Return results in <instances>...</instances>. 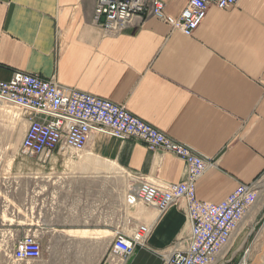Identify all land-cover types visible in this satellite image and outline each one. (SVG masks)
Returning a JSON list of instances; mask_svg holds the SVG:
<instances>
[{
    "label": "crops",
    "instance_id": "obj_1",
    "mask_svg": "<svg viewBox=\"0 0 264 264\" xmlns=\"http://www.w3.org/2000/svg\"><path fill=\"white\" fill-rule=\"evenodd\" d=\"M161 1L171 21L189 2ZM94 5L0 0V80L31 73L123 105L213 162L196 183L202 201L218 203L239 183L259 181L257 201L211 263L249 264L264 248V0L211 7L191 36L156 18L111 33L93 22ZM21 162V170H0V243L11 249L33 233L41 257L17 262L0 248V264H161L187 249L184 201L160 214L128 198L143 181L184 179L171 152L93 132L81 152L25 153ZM139 225L151 229L147 244L113 255L116 237Z\"/></svg>",
    "mask_w": 264,
    "mask_h": 264
},
{
    "label": "built area",
    "instance_id": "obj_2",
    "mask_svg": "<svg viewBox=\"0 0 264 264\" xmlns=\"http://www.w3.org/2000/svg\"><path fill=\"white\" fill-rule=\"evenodd\" d=\"M238 0H189L179 17L171 21L161 0H95L93 22L104 30L118 33L134 19L156 18L172 32L191 36L211 7L226 9ZM0 105L12 107L27 126L20 144L22 152L47 157L56 150L81 152L93 132L125 140L138 139L148 149H164L177 156L184 166V179L162 186L143 181L131 188L129 203L139 201L164 213L172 203L182 200L191 223L188 247L163 257L161 264H211L228 244L237 224L257 201L259 181L239 183L218 203L196 196V183L207 167L208 158L188 145L175 141L159 129L129 113L123 105L26 72H14L0 80ZM150 227L139 225L130 237L118 235L112 253L130 255L135 246H144ZM14 261L36 260L41 248L33 233L24 235L9 251Z\"/></svg>",
    "mask_w": 264,
    "mask_h": 264
},
{
    "label": "rangeland",
    "instance_id": "obj_3",
    "mask_svg": "<svg viewBox=\"0 0 264 264\" xmlns=\"http://www.w3.org/2000/svg\"><path fill=\"white\" fill-rule=\"evenodd\" d=\"M22 119L23 117L12 107L0 105V143L2 138L8 141L6 145L0 144V170H21L24 168L21 158L25 156V153L20 149V144L26 127ZM6 120H12L8 128L9 130H5ZM2 160L3 162H1ZM262 199H264V196ZM262 222H264V215L261 219ZM258 237H260L258 249L261 250L264 236L261 237L260 235ZM0 244V248L5 251L7 250L8 253L15 247L9 249L6 243ZM249 264H264V248H262L256 258L249 261Z\"/></svg>",
    "mask_w": 264,
    "mask_h": 264
},
{
    "label": "bare ground",
    "instance_id": "obj_4",
    "mask_svg": "<svg viewBox=\"0 0 264 264\" xmlns=\"http://www.w3.org/2000/svg\"><path fill=\"white\" fill-rule=\"evenodd\" d=\"M242 264H246L245 261H243Z\"/></svg>",
    "mask_w": 264,
    "mask_h": 264
}]
</instances>
